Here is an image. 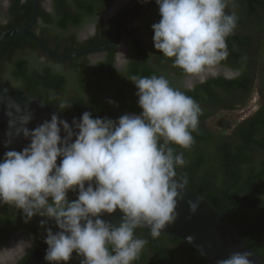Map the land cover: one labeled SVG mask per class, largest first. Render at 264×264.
I'll use <instances>...</instances> for the list:
<instances>
[{"label": "clouds", "instance_id": "9594fccd", "mask_svg": "<svg viewBox=\"0 0 264 264\" xmlns=\"http://www.w3.org/2000/svg\"><path fill=\"white\" fill-rule=\"evenodd\" d=\"M155 3L161 18L151 26L154 48L173 67L202 76L227 59V38L238 21L235 12L226 11L229 0ZM131 82L142 111L116 120L85 111L69 123L60 112L72 104L61 101L59 111L30 129L31 101L22 107L8 98V127L28 143L0 159V205L20 211L25 223L42 218L47 264H68L73 253L82 257L80 264H133L148 243L135 230L148 227L158 238L177 219L187 180L176 179L175 169L186 161L171 145L191 147L202 109L164 76H134ZM13 141L6 138L4 147ZM187 203L196 213L198 203ZM117 210L118 225L103 219ZM250 257V252H234L216 264H252Z\"/></svg>", "mask_w": 264, "mask_h": 264}, {"label": "trees", "instance_id": "16d2710c", "mask_svg": "<svg viewBox=\"0 0 264 264\" xmlns=\"http://www.w3.org/2000/svg\"><path fill=\"white\" fill-rule=\"evenodd\" d=\"M44 1L40 0L33 29L54 53L66 54L108 42L113 18L105 26L98 18L95 32L83 40L78 39L77 30L86 19L96 18L104 11L111 0H52L51 11L43 6ZM138 6L141 3L118 21L116 42L103 59L91 64L88 56L82 55L61 61L66 63V73L54 71L47 62L31 66L27 54H44L28 35L18 34L0 41V81L15 85L55 107L67 101L72 105L64 112L76 118L85 111L91 112L93 118L113 120L121 113L139 114L142 110L137 104L132 77L164 76L177 88L176 78L170 75L178 78L184 73L154 48L151 26L159 22L160 15L157 21H145L152 40L151 49L141 39L139 27L128 25L137 17ZM32 10L31 0L23 3L9 0L0 31L25 25ZM233 12L238 16L237 27L227 38L229 55L221 64L240 73L232 78L211 76L192 88H178L198 102L202 112L198 129L192 133L195 142L191 147L171 146L177 154L183 152L186 161L184 166L175 169L176 176L187 180L189 187L224 214L264 261V0H237ZM126 36L131 42L130 58L125 69L119 71L115 66V50ZM255 82L261 103L253 113L237 122L229 133L207 126L206 120L217 111L244 106ZM103 99L116 101L118 106L104 103ZM69 198L75 199L76 194L70 192ZM24 224L27 223L20 211L0 205V244ZM48 227L54 225L50 222ZM31 234L34 242L16 264L25 260L46 233L32 227ZM135 235L148 243L133 264H211L190 244L168 233L161 232L158 238H153L149 228L140 227Z\"/></svg>", "mask_w": 264, "mask_h": 264}, {"label": "water", "instance_id": "95a60500", "mask_svg": "<svg viewBox=\"0 0 264 264\" xmlns=\"http://www.w3.org/2000/svg\"><path fill=\"white\" fill-rule=\"evenodd\" d=\"M155 3V0H149ZM33 4L32 14L29 21L25 25L14 26L0 31V41L14 35L25 34L32 38L38 45L45 57L49 58L55 62H61L69 60L74 57L89 55L93 59L98 57H103V55L111 49L115 42L117 36L118 21L125 15L132 7L141 0H126L119 9L110 17H112L110 37L107 43L94 45L86 47L83 49L75 50L66 54H58L51 51L45 43L39 37L37 31L33 29L34 24L37 21L40 0H31ZM116 0H111L108 7L100 13L105 19L107 17L108 11L112 8V5ZM94 32V24L88 25L79 34L80 39H84L87 35ZM122 44L121 42L118 44ZM124 44V43H123ZM117 47V53H118ZM126 58V52H125ZM118 58L116 55L115 66L118 67ZM219 67L228 70L229 74L218 73L205 75L199 79L193 80L190 85L186 84V88H192L195 83L202 82L208 77L222 75L227 78H232L237 76L240 71L233 69L224 64L218 65ZM185 76V82H186ZM16 100L22 107L28 101H31V109L34 110L35 119L28 125L30 129L34 128L38 123L45 119H50V115L59 111L52 104L47 103L41 98L28 93L15 85L8 84L0 81V159H2L4 153L8 150L20 151L24 146L27 145L28 141L22 137L15 136V128L9 129L8 127V117L5 115V105L8 102V98ZM60 116L71 123L73 116L62 111ZM18 127V125H17ZM6 133L8 134L6 136ZM6 138L14 139L8 148L4 147V140ZM60 163V158L57 160V164ZM176 179L180 180L177 176ZM182 181V180H181ZM198 203V208L196 213H190L188 201ZM177 219L175 222L167 226L164 231L170 235H173L179 239H182L186 243L194 247L198 252H200L211 264H216L219 259H225L230 254L234 252H250L252 264H264V261L257 254V252L247 243V241L242 237L239 231L231 224V222L226 218V216L216 210L204 196L196 193L191 187L186 184V193L183 200H178L177 202ZM121 213L117 210L113 214H105L103 219L111 222L113 225H118L120 223ZM148 228V227H141ZM21 232H13L9 238L0 244V249L6 245L13 237L21 236ZM25 247L14 256L13 260L9 264H15L17 259L25 252ZM47 245L44 243V239L29 253L25 260L21 264H47L44 260L45 250ZM82 257H78L73 253L72 259L68 264H80Z\"/></svg>", "mask_w": 264, "mask_h": 264}, {"label": "rangeland", "instance_id": "374dc122", "mask_svg": "<svg viewBox=\"0 0 264 264\" xmlns=\"http://www.w3.org/2000/svg\"><path fill=\"white\" fill-rule=\"evenodd\" d=\"M1 5H0V21L4 20V12L6 10V7L8 5L9 0H0ZM233 4H230L232 6ZM44 6L46 8H50V1L45 0L44 1ZM99 18V16H96V18H90L86 19L85 22L82 24V26L77 30V33L82 32L88 25L94 24L95 21ZM136 25H140V23L137 21L135 22ZM144 32V31H143ZM145 41L147 43V46L150 47V43L148 38H145ZM121 43H124V48L127 51L130 43L127 38L122 39ZM263 60H264V44H263ZM26 57L30 61L31 66H37L41 62H47L52 66V69L57 72L61 73H66V63L62 62H55V61H49L48 58L45 56H42L40 53L37 52H31L26 55ZM90 57V56H89ZM101 57L98 58H92L90 57L91 64L95 62L96 60H99ZM127 60L126 58L120 62H118V67L117 69L119 71H123L126 67ZM172 77V74L170 75ZM173 78V77H172ZM179 82V81H178ZM187 84V82H186ZM257 87V82H255V87L252 92V95L249 99V101L241 107H238L236 109H223L217 111L215 114L210 116L206 120V124L209 128L221 132V133H229L233 127L236 125L237 122H239L241 119L245 118L246 116L250 115L253 113L260 105L261 103V97L259 96V93L256 89ZM104 103H108L105 101V99L102 100ZM124 114H129V113H121L118 114L119 116H122ZM42 218L39 216H34L30 222L27 224H24L14 230V232L20 231L21 236H17L19 238H23L25 240V250L29 246L30 242L32 241V234H31V228L36 227L40 230L45 229L44 227H41L40 225V220ZM50 224V223H49ZM49 226V225H48Z\"/></svg>", "mask_w": 264, "mask_h": 264}, {"label": "flooded vegetation", "instance_id": "af4514ba", "mask_svg": "<svg viewBox=\"0 0 264 264\" xmlns=\"http://www.w3.org/2000/svg\"><path fill=\"white\" fill-rule=\"evenodd\" d=\"M50 1V8L48 9V8H46L45 6H44V2H43V6L46 8V10H48V11H51L52 10V0H49ZM126 1V0H125ZM124 1V2H125ZM123 2V3H124ZM236 2H237V0H229V3H228V8L226 9V11L227 12H233V7L235 6V4H236ZM139 3H141V6H138V10H137V12H136V14H137V17L133 20V21H131L130 23H128V25H130V26H137V27H139L138 28V33L140 34V36H141V39L143 40V42L145 43V46L148 48V49H151V47H152V40H151V37H150V35H149V33H148V31H147V29H146V27H145V21L147 20H149V21H157V17L159 16V9H158V6H157V4L156 3H154V2H151V1H149L148 3H142V2H139ZM139 3H137V4H139ZM8 4H9V2H8ZM136 4V5H137ZM230 4H233L232 6H230ZM0 5H1V2H0ZM135 5V6H136ZM8 6V5H7ZM6 13H7V7H6V10H5V12H4V14L6 15ZM101 13V12H100ZM100 13L97 15V16H99V18L102 20V23H103V26H105L107 23H108V20L110 19V18H112V17H110V18H108V19H105L103 16H101L100 15ZM4 15V16H5ZM139 22L140 23V25H136L135 24V22ZM0 22H5V17H4V20H2V21H0ZM95 29H96V24L94 23V32H95ZM144 31V32H143ZM93 32V33H94ZM92 33V34H93ZM79 34L80 33H77V37H78V39L79 40H83V39H80L79 38ZM92 34H89V35H87V37L88 36H90V35H92ZM86 37V38H87ZM124 38H127L128 40H129V43H130V45H129V47H128V49H127V51L126 50H124V59H125V52H126V60H127V62H128V60H129V58H130V48H131V42H130V39H129V37H124ZM123 38V39H124ZM145 38H148V40H149V43H150V47H148L147 46V43H146V41H145ZM85 39V38H84ZM122 41V40H121ZM120 41V42H121ZM119 42V43H120ZM118 43V44H119ZM117 47H118V45H117ZM117 47H116V50H115V63H116V55H117ZM106 54V53H105ZM105 54L103 55V57H101L99 60H101V59H103L104 58V56H105ZM88 56V58H89V60H90V57H89V55H87ZM96 61H98V60H96ZM95 61V62H96ZM95 62H93V63H95ZM90 63H91V60H90ZM92 63V64H93ZM127 64V63H126ZM117 68V67H116ZM185 74H183L182 76H180V77H176V76H174V74H172V77H175L176 78V82H175V86L177 87V88H186V82H185ZM175 81V80H174ZM179 81V82H178ZM42 230H45V229H42ZM33 242H34V238L32 237V241L30 242V244H29V246L27 247V249L25 250V252L17 259V261L27 252V250L32 246V244H33ZM16 261V262H17ZM16 264V263H15Z\"/></svg>", "mask_w": 264, "mask_h": 264}, {"label": "bare ground", "instance_id": "6f19581e", "mask_svg": "<svg viewBox=\"0 0 264 264\" xmlns=\"http://www.w3.org/2000/svg\"><path fill=\"white\" fill-rule=\"evenodd\" d=\"M125 0H116V2L112 5V8L108 11L107 17H110L113 15L119 7L123 4ZM124 44H120L118 47V53H117V58L118 62L124 60ZM218 73H224V74H229L230 72L226 69H223L219 66H216L213 70L204 73L202 76H195V77H186V82L187 85H190V83L195 80L199 79L205 75L209 74H218ZM25 246V240L23 238L19 237H13L6 245H4L0 249V264H9L11 260H13L14 256L17 255L22 248Z\"/></svg>", "mask_w": 264, "mask_h": 264}]
</instances>
